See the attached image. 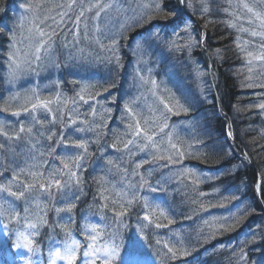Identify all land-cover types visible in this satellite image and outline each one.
<instances>
[{"label":"trees","instance_id":"trees-1","mask_svg":"<svg viewBox=\"0 0 264 264\" xmlns=\"http://www.w3.org/2000/svg\"><path fill=\"white\" fill-rule=\"evenodd\" d=\"M22 1L26 0H0V106L13 94L6 81L5 67L15 13ZM242 1L231 0V5L242 4ZM164 6L166 11H179V18L168 21L154 19L142 25H136L134 18L127 22L130 27L123 32L124 38L118 46L120 67L112 59L106 66L98 65L101 68L96 70L100 74L98 91L105 93L103 88H108V93H114L117 104L122 106L127 99L125 97L132 95L136 87L131 77L135 58L142 53L150 60L148 72L151 79L158 81V95L170 102L179 101L189 109L187 113L176 109L180 114H169L168 123L170 129L172 125L179 126L174 134L187 149L184 159L185 166H188L186 170L196 172L203 180L198 190L205 195L198 200L206 210H200L199 204L192 203L197 198L196 193L192 191L191 181L181 178L179 163L167 168V175L171 176L167 182L163 176L164 188L150 204L155 206L157 203L165 210L173 221L167 229L180 236L179 242L188 248L191 255L165 264H237L233 250L238 251L245 239L253 234L256 243L249 244L246 250L249 264L252 261L259 264L264 256V149L259 147L264 145V135L261 134L264 112L255 105L264 102V88L259 87L264 83V64L254 61L249 65L250 58L245 52L258 51L264 40L252 37L250 32L240 31L241 28H249L243 9L230 6L229 0H210L211 11L206 14L199 11L200 0H193V8L180 5L178 0H164ZM233 11L242 17L235 28L227 23L234 19ZM181 20H188L192 25L191 35L202 41L191 52L176 51L163 42L175 38L173 29L179 31L176 26ZM154 32L159 33L160 39L153 35ZM180 34L185 36L183 32ZM217 49L220 50L219 55L216 54ZM249 67L252 68L251 73L248 72ZM249 75L252 77L250 81L245 79ZM146 99L150 105L143 104L144 107H156L155 96H146ZM3 113L0 111V117ZM19 123L25 124L22 117ZM228 124L232 128V139L227 135ZM5 126L10 127L8 122ZM188 145L192 147L188 148ZM245 153L248 154L247 160ZM105 160L109 159L106 157ZM101 169L103 161L84 169V196L74 208L77 220L80 212L92 206L90 200L98 193L97 175ZM161 173H165V169L159 167L155 175L160 178ZM159 178L154 182H160ZM258 180H261L260 188ZM244 208H248L250 214L241 215L234 230L222 231L216 233L215 238L206 239L210 229L205 221H221ZM159 222L167 224L163 218Z\"/></svg>","mask_w":264,"mask_h":264},{"label":"snow or ice","instance_id":"snow-or-ice-1","mask_svg":"<svg viewBox=\"0 0 264 264\" xmlns=\"http://www.w3.org/2000/svg\"><path fill=\"white\" fill-rule=\"evenodd\" d=\"M180 5L186 8H193V0H178ZM230 6L242 7L247 13L251 14L250 23L254 25L252 28H241L242 32H250L252 37H260L264 40V11H257L254 6H251L247 2L242 4L238 3L236 5H231V0H229ZM57 8L66 9L64 12L59 13L61 17V23H63V18L68 16L69 13H74L75 30L69 29L72 33L73 40L79 43L81 38L80 23L82 21H87L89 19L88 15L91 13V19L93 21V29L97 32L100 31L99 20L102 13H107L109 9L114 7L111 3H105L104 0H67V3L62 5H56ZM144 8V14L135 20L136 25H142V23H150L154 19H161L168 21L171 18H179V11H166L164 6V0H149L148 3L142 5ZM25 10L29 13H35L37 10H43L40 4L29 3L25 5ZM199 11L202 14L209 13L210 0H200ZM228 11V9H225ZM234 17L232 21H228L230 27H237V22L242 19L238 16L235 11L231 13ZM51 18V17H49ZM59 26V25H58ZM20 27H23V22H21ZM130 26L127 24L119 25L118 33L113 34L110 37V44L104 45L100 44V47H106L108 52L111 53V59L120 67V57L118 55V46L120 40L123 39V32L127 30ZM179 31L173 29L174 39L163 41L171 49L176 51L187 50L191 52L194 47L199 46L202 41L195 39L191 35L192 25L188 20H181L180 24L176 26ZM258 29V30H257ZM2 31V29H0ZM84 38L87 39L88 24L84 23ZM181 32L185 33V36H181ZM154 36L160 39L159 33L154 32ZM57 36V32L52 30L51 35L42 29L37 28L35 32L29 29V40L33 38H38L36 43L31 47L34 49L31 54L33 59L39 61L41 59V51H47L55 44L53 37ZM15 39V37H13ZM97 43L99 40L97 38ZM139 47V45H137ZM237 47H240L238 44ZM245 51L244 48L240 49ZM20 49L13 45L12 52L10 53L11 62L9 64V82L15 81L18 78L21 65L23 63H30L27 60V53L24 57L19 56ZM220 50H216V54L219 55ZM246 56L250 59L248 61L249 65H252L254 61H259L264 64V43H261L258 47V51L245 52ZM58 66V65H57ZM248 72H252V68H248ZM140 80L141 86L150 85L148 89L153 96L157 99V104L155 108L149 109V115L145 117L142 112H138V97L129 100V102L124 104L125 114L121 116V120L127 118L125 132L120 136H116L114 142L107 144L108 148L114 149L118 152H123L130 158V162L135 164L132 168L131 173H129L128 168H124L123 172L127 175L137 176L140 178V182L133 186L129 185V193H116L117 199H111L110 195H107L109 189L103 186V181L98 180L97 184L99 186V209L108 210L115 214L116 218L125 217L129 209L137 203L142 202V209L144 215L143 220L148 221L154 226L159 228L168 227L173 223L169 219L165 210L159 205H151L148 198L138 197L135 191H139L146 185L149 186L151 192L161 191L158 187H151L149 179L145 178L144 173L140 171L144 165L155 164L158 167L167 169L170 164L181 163L187 154V149L179 142H174V136L171 131H166L170 129L168 123L169 114L179 115V111L182 110L184 113L189 111L188 108L184 107L179 101L170 102L164 96L158 95L159 85L153 79H145L142 75L137 73ZM246 80H251V75L245 77ZM74 85H78L79 81H72ZM114 86V85H113ZM251 86V85H248ZM95 86L86 85L81 86L80 90L76 92L75 96L71 98V104L73 106L83 102L87 104L89 101L97 102V97L101 95L100 92H93ZM259 87L264 88V83H260ZM104 92L109 91L108 88H103ZM115 100V97H112ZM52 105H56V110L53 111ZM69 100L61 97V93L57 92L55 99H41L35 90H31V93H24L23 95L19 92L11 95L4 103L0 106V111L11 112V115L21 116L22 114H28L31 118L32 123L25 125L20 123L18 128L6 127L4 124L0 123V136L5 138V143H0V150L8 151L6 144L7 141H20L26 140L30 145L29 159L33 161L32 164L25 163L24 167H20L19 164L16 168L11 169V179L6 180L5 183H0V217H3L8 221L5 225V235L0 237V256L3 257L0 260V264H16L19 260L20 264H36L33 260L41 249L36 246V242L33 239L35 235L38 234L41 226H48L53 232H57V229L63 233V236L59 239L52 237V246L48 252V264H57L58 261L64 262V264H78L81 261V255L86 259H83L82 264H113L114 259L119 258V249L116 247H109L107 244H99V239L104 236V230L99 224H91L86 226L84 235L87 240L86 249L81 254L80 249L85 247L75 239L72 232L67 224L65 225H49L46 219L48 215V205L51 204V210L55 214L67 213L69 214V224L75 223L72 219L71 213L76 207V201H79L81 196L84 195L82 184L84 183L81 175V170L83 167V162L86 157L91 155L88 150V142L80 139L69 141L65 137L64 129L72 126H76L78 123L87 125V127H73V131L76 133L83 132H93L96 134L97 139L95 143L99 144L102 136H107L104 129L107 127L105 122V117L112 112L110 107L101 106V110L98 111L95 106L90 105V112L88 115L94 119L89 121L85 119L83 121L79 120V112L75 108H69ZM256 108L264 112V102L255 105ZM14 109V110H13ZM44 110L47 114L46 119L50 117L48 123L53 126L62 125L61 132L57 135L56 132L48 129V134L44 135L40 132V128L45 127V120L39 118L36 113L39 110ZM65 110H67L68 118L65 120ZM99 118L98 120L95 118ZM37 126H40L37 128ZM230 127V126H229ZM35 129V132H34ZM39 133L44 136L45 141H52L56 137L55 144L49 145L47 153L39 152L36 149V145L32 144L31 141L35 134ZM261 134L264 135V130H261ZM229 136H232V132H228ZM107 143V142H105ZM200 143H203L202 141ZM122 145V147H119ZM75 147L81 149L82 151L73 156H55V160L59 161V165L55 167H49L47 174L40 169L45 167L47 164L46 157L54 154L57 147ZM188 145V148H191ZM264 149V145H259ZM32 149H36V153L32 154ZM143 153L145 159L137 161L135 157ZM245 159L247 160V154H245ZM109 165H114L113 160L109 159L107 161ZM119 167V165H114ZM0 167H3L0 164ZM5 171H0V177L5 175ZM162 177L164 173H161ZM181 175L182 179L191 181L192 191L196 193L195 199L192 200L193 204H199L200 210H206L205 205L199 203L198 197L204 196L205 193L198 190V186L203 182L202 178L192 170H185ZM148 176H151V171H148ZM23 177V178H22ZM167 182V179H165ZM159 182H157L158 184ZM259 187V186H258ZM134 189V190H133ZM43 197V200L41 199ZM58 197V198H57ZM96 196L93 197L95 201ZM233 199H237L233 197ZM17 202H23L28 207L23 208L25 215H21V211L18 210L19 204ZM43 204V207H41ZM35 206L39 211H30L32 206ZM111 206V207H110ZM119 209V211H117ZM158 213V214H157ZM250 214L248 208H244L237 214L231 217L222 218L221 221H205L204 223L209 227L210 233L206 239L215 238L216 233L222 231H232L235 226L240 223L241 215ZM161 218L167 220V224L158 222ZM191 219V217H188ZM22 229V230H21ZM59 235V232H57ZM158 245L161 244L160 240L156 242ZM180 246L169 245L167 241L163 242L164 247L162 249L163 258L165 261H175L191 255V252L187 247L182 245V242H178ZM256 237L253 234L251 237L245 239L243 246L239 248L238 251L233 250L236 256L237 264H249L248 248L249 244H255ZM21 249H26L27 254L20 251ZM137 251L133 247L129 252V257L124 264H140L137 259ZM251 264H256L252 261ZM259 264H264V256L261 257Z\"/></svg>","mask_w":264,"mask_h":264},{"label":"rangeland","instance_id":"rangeland-1","mask_svg":"<svg viewBox=\"0 0 264 264\" xmlns=\"http://www.w3.org/2000/svg\"><path fill=\"white\" fill-rule=\"evenodd\" d=\"M86 2V0H85ZM105 3H111L114 5L112 9H109L108 11L112 13V15L115 16V18H110L111 16H107L103 19L102 16L104 13L101 14L100 20H99V28L100 31L97 32L93 29V21L91 19L92 14H86L88 15L89 19L87 21H82L80 23V29H81V38L79 40V43L75 42L72 37L71 30H75V21H74V13H69L68 16L63 18V23H61V17L58 15L59 13L64 12L66 9L64 8H57L56 5H62L67 3V0H28V1H22L21 7L17 11L16 15V21H14L13 24V30L11 31V43L9 48V54L7 57V64L5 67V76L6 81L9 84V87H12L13 94L19 92L22 95L24 93H31V90H35L36 93L40 96L41 99H55L56 93H61L62 98H66L69 100V108H75L80 115H84L86 118H89L88 113L90 112V107H84V106H95L96 102L89 101L87 104H84L83 102H80L79 104L73 106L71 104V98L75 96L76 92L80 90L81 86L86 85H92L95 86L94 89H92L93 92H99L98 89H100L99 84L96 82L93 83H87L79 80V78H82L83 76H80V74H88L92 75L95 74L97 69L100 70L101 68H97L99 64L106 66V63L111 60V53L108 52L107 48L100 47V44L109 45L110 44V37L118 33L119 31V25L121 24H127L129 20H132L134 18L138 19L140 16L144 14V8L142 5L149 2V0H104ZM243 2L249 3L251 6H254L257 11H264V5L263 6H256L258 0H243ZM29 3H35L40 4L42 6L43 10H37L35 13H29L25 10V5ZM243 9V8H242ZM250 16L251 14L247 13L246 10L243 9V17L246 20L248 27L252 28L254 25L250 23ZM51 17V18H49ZM116 17L122 19L121 21H118ZM21 22H23V27H20ZM84 23L88 24V31L87 36L88 38H84ZM59 25V26H58ZM39 28L43 31L47 32L49 35H51L52 30H55L57 32V36L53 37V40H55V44L52 45L50 49L47 51L42 50L40 55L41 59L39 61L33 59L31 52L34 50L32 49V45L36 43V40L38 38H33L32 40H29V29H31L33 32ZM258 30V29H257ZM15 37V39H13ZM97 38L99 40V43H97ZM260 38V37H255ZM13 45H15L17 48L20 49L19 56L24 57L27 53V60L30 61V63H23L20 68V72L18 74V78L15 81L9 82V64L11 62L10 53L12 52ZM142 48V47H140ZM145 55L140 53L135 58L134 63V72L131 78H134L140 83V80L137 76V73L142 75L145 79H151L150 73L148 72L149 69H151L150 66V60ZM58 65V66H57ZM103 68V66H101ZM97 68V69H96ZM71 73V75L69 73ZM80 72V73H79ZM105 73H109V71H105ZM77 76V77H76ZM91 79V78H89ZM155 80V79H154ZM72 81H79L80 83L78 85H74L71 83ZM158 84V81L155 80ZM141 84V83H140ZM159 85V84H158ZM64 86V87H63ZM48 93V94H47ZM106 93V92H105ZM12 94V95H13ZM148 96L151 98V95H143L140 100L138 99L143 106V103L145 102V98ZM131 98L125 99L123 102V106L125 103L129 102ZM97 102L99 106V110H101V106L104 107H110L112 109V112L108 114L105 117V122H107V127L104 129L107 131H110L114 128V125H110L109 121L111 120L113 114H114V108H115V100H111L109 98H104L103 95H100L97 97ZM53 111L56 110V105H52ZM86 111H81L82 109H86ZM121 108V106H119ZM149 109V108H148ZM125 112V110H123ZM122 114V111H121ZM120 114V117H121ZM11 112H4L0 117V123L7 125V122L9 123L11 128H18V124L14 121V119H21V117H24L26 115L27 118H25V125H29L32 123L31 118L28 114H22L21 116H14L11 115ZM36 115L39 116L40 119L45 120V127L40 128V132H43L44 135L48 134V129H51L52 131L56 132L57 135L61 132L62 125L53 126L48 123V119H46V113L44 110H39ZM13 117V118H12ZM68 118L67 110H65V120ZM12 119V120H11ZM99 118H97L98 120ZM128 121H124L122 123L121 130L118 132V135H121L126 127V123ZM40 126H37L39 128ZM72 126L67 129H64V132L68 133L69 130L73 129ZM79 127H87V125H84L82 123L79 124ZM35 132V129H34ZM171 132H173L171 130ZM76 135H80L81 137L85 138L86 140H89L92 137H95L96 134L93 132H83V133H76ZM110 135V134H109ZM108 135V139H106V136H102L100 143H95V138L90 139L88 142V150L89 153H91L90 157H86L85 161L83 162V167L81 170V175L83 179L84 169H89L92 167H95L98 163L99 158V151L102 149L103 145L107 140L110 138H113L115 140V133H112V136L110 137ZM82 138L77 137H71L70 141L74 140H80ZM121 139H123V136L121 135ZM84 140V139H83ZM55 144L56 137L53 138L51 143L49 141H45L44 136H41L39 133H36L34 138L32 139L31 143L36 145V149L39 150V152H45V146ZM0 143H5V138H0ZM6 147L8 149L7 152L4 150L0 151V161L3 158V154L6 153H13L14 159L16 163H22L26 162L29 164H32L33 161L29 159V151H30V145L26 140H20V141H7ZM119 147H122V145H119ZM36 149H32V154L36 153ZM48 149V148H47ZM92 149V150H91ZM58 151V153H56ZM81 149H77L75 147H66V146H60L57 147L56 152L50 156H48L47 164L45 167L41 168L42 171L47 173L49 170V167H55L59 165V161L55 160V156H63L67 157L68 152H74V155L81 152ZM62 153V154H61ZM104 153V152H102ZM139 159V157L137 158ZM111 160H113L114 165H119V167H115L114 165H109L107 163L108 160H106L105 168L106 170H103L101 174H99V180L103 181V186L107 189H109L107 195H110L111 199L115 200L117 199L116 193H129V185L135 186L136 184L132 183V179L134 176L127 175L123 172V169L125 168V154L123 152H117V154H114L111 157ZM130 158L127 160L126 165L129 166ZM16 163L9 164L6 169L11 170L13 168H16ZM132 165V164H131ZM23 178V177H22ZM84 181V179H83ZM83 192L85 191V186L82 184ZM98 184H97V191H98ZM134 190V189H133ZM139 191H135L136 195H139ZM3 195V194H0ZM130 195V193H129ZM84 196V195H82ZM81 196V197H82ZM97 197L98 193L96 194ZM58 198V197H57ZM81 199V198H80ZM80 201V200H79ZM94 201V200H93ZM76 201L75 203H77ZM94 202H97L95 200ZM20 207L18 208L19 211H21V215H25L23 212L24 207H28V205H25L23 202H17ZM100 203V200H99ZM43 205V204H42ZM93 209L96 210V214L99 215H105L107 217H111L110 219L113 220V224L111 226H108V228H103V225H100L102 229L104 230V236L99 239V244L104 245L107 244L109 247H116L119 249V258L113 260V264H124L125 261H127L129 257V252L132 250L133 247H135L136 242H140L142 240H145L143 249L147 250L150 247V242L148 241L146 236H143L139 233H137L138 228L140 227L136 221L133 219V216H129L128 214L123 218H116L115 214L108 210L99 209L98 206L94 205L92 206ZM111 207V206H110ZM49 213L51 210V204L48 205ZM130 210V209H129ZM30 211L38 212L39 210L35 208L33 205L30 208ZM119 211V209H117ZM75 213L74 209L71 214ZM106 213V214H105ZM92 214V213H91ZM55 219L58 221V225H65L67 224L70 228L72 235L75 239H77L79 242L80 240L77 238L79 237L81 239V242L83 241V237L86 240V237L84 234L85 228L88 225L91 224H98L100 221H95L92 218L84 217L81 218L78 222L77 220H74L75 223L69 224V214L67 213H60L54 215ZM109 219V220H110ZM109 220L105 222L104 224H108ZM8 224V221L5 220L3 217H0V237H3L5 235V225ZM22 230V229H21ZM83 230V233L81 232ZM126 234H125V232ZM57 232H59V235L63 236V233L60 232L59 229H57ZM57 232H53L51 228L48 226H42L39 229V232L37 235L33 237V239L36 242V246L41 249V252H38L35 256H33V260L36 262V264H48V252L51 249L52 246V237L57 236ZM80 232V235H77V233ZM77 236V237H76ZM125 237H128L129 241H127L129 244L132 245V247H129V251L126 249V241ZM80 242V243H81ZM44 245H46L44 247ZM24 253L27 254L26 249H21ZM85 250L86 245H85ZM137 259L140 262V264H151L149 263L150 257H145L143 255V252L141 250L137 251ZM83 259H86L85 257H81V262L79 264H82ZM20 264V262H19ZM57 264H64V262L58 261ZM99 264V262H98Z\"/></svg>","mask_w":264,"mask_h":264},{"label":"bare ground","instance_id":"bare-ground-1","mask_svg":"<svg viewBox=\"0 0 264 264\" xmlns=\"http://www.w3.org/2000/svg\"><path fill=\"white\" fill-rule=\"evenodd\" d=\"M218 110H219V113L222 114V109H221L220 106H219ZM137 111L138 112H142L145 117H147L149 115V109L146 108V107H144V106H142V105L141 106H138ZM228 132L229 131L227 129V135H228ZM245 154H247V153H245ZM247 157H248V154H247Z\"/></svg>","mask_w":264,"mask_h":264}]
</instances>
